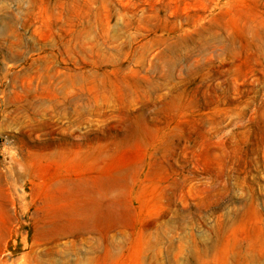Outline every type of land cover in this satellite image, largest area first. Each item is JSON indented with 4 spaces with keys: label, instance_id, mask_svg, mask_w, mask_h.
Masks as SVG:
<instances>
[{
    "label": "rangeland",
    "instance_id": "374dc122",
    "mask_svg": "<svg viewBox=\"0 0 264 264\" xmlns=\"http://www.w3.org/2000/svg\"><path fill=\"white\" fill-rule=\"evenodd\" d=\"M0 264H264V0H0Z\"/></svg>",
    "mask_w": 264,
    "mask_h": 264
}]
</instances>
